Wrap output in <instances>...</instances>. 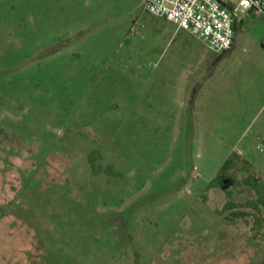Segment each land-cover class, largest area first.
<instances>
[{"label": "rangeland", "instance_id": "1", "mask_svg": "<svg viewBox=\"0 0 264 264\" xmlns=\"http://www.w3.org/2000/svg\"><path fill=\"white\" fill-rule=\"evenodd\" d=\"M145 1L0 0V264H264V18Z\"/></svg>", "mask_w": 264, "mask_h": 264}, {"label": "built area", "instance_id": "2", "mask_svg": "<svg viewBox=\"0 0 264 264\" xmlns=\"http://www.w3.org/2000/svg\"><path fill=\"white\" fill-rule=\"evenodd\" d=\"M146 0L149 14L175 23L178 29L199 38L207 48L230 50L236 38L238 14L253 12L264 18V0ZM257 149L264 154V143Z\"/></svg>", "mask_w": 264, "mask_h": 264}, {"label": "crops", "instance_id": "3", "mask_svg": "<svg viewBox=\"0 0 264 264\" xmlns=\"http://www.w3.org/2000/svg\"><path fill=\"white\" fill-rule=\"evenodd\" d=\"M177 30H178V27H177ZM189 34V33H188ZM191 35V34H190Z\"/></svg>", "mask_w": 264, "mask_h": 264}]
</instances>
